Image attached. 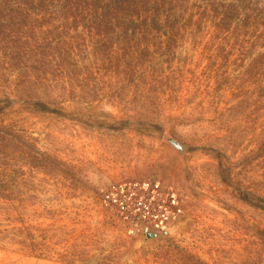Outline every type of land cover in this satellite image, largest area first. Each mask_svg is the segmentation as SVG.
Masks as SVG:
<instances>
[{
    "label": "rangeland",
    "instance_id": "1",
    "mask_svg": "<svg viewBox=\"0 0 264 264\" xmlns=\"http://www.w3.org/2000/svg\"><path fill=\"white\" fill-rule=\"evenodd\" d=\"M245 1L157 0L133 32L1 6L0 264H264V0Z\"/></svg>",
    "mask_w": 264,
    "mask_h": 264
},
{
    "label": "trees",
    "instance_id": "2",
    "mask_svg": "<svg viewBox=\"0 0 264 264\" xmlns=\"http://www.w3.org/2000/svg\"><path fill=\"white\" fill-rule=\"evenodd\" d=\"M148 0H0L1 6L8 12L16 9L17 11L24 12H64L72 14L86 13L91 17L104 18L105 16L111 17L113 20L121 18L130 19L132 22L128 26L120 25L118 21L119 29L127 28L128 30H144L154 27L155 16L149 17L145 20L141 16L142 12L150 14V10H157V0H150L149 8L145 7V3ZM258 3V0H248ZM241 3H247L245 0H240ZM253 6V5H252ZM15 7V8H14ZM227 9V8H226ZM255 16L264 20V8L258 10L252 9ZM132 16V17H131ZM131 17V18H130Z\"/></svg>",
    "mask_w": 264,
    "mask_h": 264
}]
</instances>
